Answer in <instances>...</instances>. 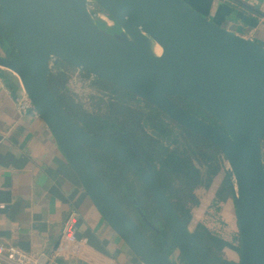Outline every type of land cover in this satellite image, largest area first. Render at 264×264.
<instances>
[{"label": "water", "instance_id": "obj_1", "mask_svg": "<svg viewBox=\"0 0 264 264\" xmlns=\"http://www.w3.org/2000/svg\"><path fill=\"white\" fill-rule=\"evenodd\" d=\"M89 3L114 18L115 32L99 26ZM0 16L16 48L15 58L0 57V67L18 77L89 199L142 264H176L168 254L172 244L187 264H202L198 251L207 255L134 142L141 162L66 113L48 85L52 59L135 95L217 146L229 165L239 263L264 264V47L217 25L184 0H0ZM173 98L196 104L222 129ZM88 149L111 155L146 186L170 234L163 253L106 186Z\"/></svg>", "mask_w": 264, "mask_h": 264}, {"label": "trees", "instance_id": "obj_2", "mask_svg": "<svg viewBox=\"0 0 264 264\" xmlns=\"http://www.w3.org/2000/svg\"><path fill=\"white\" fill-rule=\"evenodd\" d=\"M99 26L112 32L101 23ZM0 43L6 48V58L16 57L14 38L1 16ZM48 85L77 125L97 137L108 138L138 161L141 162V156L151 164L159 185L179 217L189 227L193 209L201 205L197 192L210 190L228 166L220 149L182 128L153 105L58 59L51 61ZM78 86L95 90L92 98L98 105L96 111L90 112L79 101L75 93ZM173 101L198 118L222 129L213 117L196 104L181 98H173ZM116 132L120 134H114ZM130 140L134 142L140 156L134 152ZM88 151L106 186L147 238L163 253L170 242V234L146 186L111 155L100 150ZM230 198H233V190L226 175L215 193L213 205L220 210ZM193 235L207 255L198 251L202 264L208 261L211 264H240L224 258L223 251L226 248L235 249L233 244L219 238L205 226L200 225ZM175 251L178 249L172 244L168 254L174 262L187 264L181 254L174 258Z\"/></svg>", "mask_w": 264, "mask_h": 264}, {"label": "crops", "instance_id": "obj_3", "mask_svg": "<svg viewBox=\"0 0 264 264\" xmlns=\"http://www.w3.org/2000/svg\"><path fill=\"white\" fill-rule=\"evenodd\" d=\"M217 25L264 47V0H184ZM250 7V8H249ZM0 43V57H6ZM18 77L0 67V256L9 249L51 257L72 227L89 246L79 259L55 264H142L102 218L51 131L32 113L21 114ZM227 212L234 198L224 204ZM3 207V208H2ZM237 216V215H236Z\"/></svg>", "mask_w": 264, "mask_h": 264}, {"label": "rangeland", "instance_id": "obj_4", "mask_svg": "<svg viewBox=\"0 0 264 264\" xmlns=\"http://www.w3.org/2000/svg\"><path fill=\"white\" fill-rule=\"evenodd\" d=\"M75 90L77 98L85 106V108H87L90 112L96 111L98 105L92 98L95 94V90L91 87L85 86H78ZM228 170L229 165L218 176L210 190H199L197 192L201 205L193 209V219L189 228L194 233L200 225H203L219 238L233 244L235 249L226 248L223 251V255L225 259L239 263L240 251H238V248H240V241L236 213L233 207L230 209V212H227V207L224 205L220 208V210L217 206L213 205L215 193L220 187L222 181L225 179ZM179 254V251H175L174 258H178Z\"/></svg>", "mask_w": 264, "mask_h": 264}, {"label": "built area", "instance_id": "obj_5", "mask_svg": "<svg viewBox=\"0 0 264 264\" xmlns=\"http://www.w3.org/2000/svg\"><path fill=\"white\" fill-rule=\"evenodd\" d=\"M89 11L98 24H103L109 30L116 28V21L109 14L102 11L99 6L89 3ZM17 108L21 114L32 113L36 118L41 119L40 114L35 109L23 87L17 98ZM88 246L89 239L79 238L73 228L68 227L62 232L58 246L51 257L33 258L18 249L12 248L7 251L6 260L9 264H55L58 259L81 258ZM0 264H4L1 256Z\"/></svg>", "mask_w": 264, "mask_h": 264}, {"label": "bare ground", "instance_id": "obj_6", "mask_svg": "<svg viewBox=\"0 0 264 264\" xmlns=\"http://www.w3.org/2000/svg\"><path fill=\"white\" fill-rule=\"evenodd\" d=\"M156 53H157V55H161V53H162L161 48L157 47V49H156Z\"/></svg>", "mask_w": 264, "mask_h": 264}, {"label": "flooded vegetation", "instance_id": "obj_7", "mask_svg": "<svg viewBox=\"0 0 264 264\" xmlns=\"http://www.w3.org/2000/svg\"><path fill=\"white\" fill-rule=\"evenodd\" d=\"M116 30H117V26H116V28H115V29H113V30H112V32H115Z\"/></svg>", "mask_w": 264, "mask_h": 264}]
</instances>
